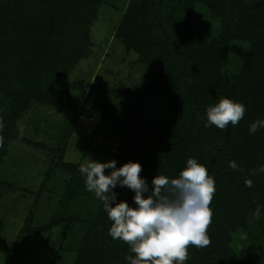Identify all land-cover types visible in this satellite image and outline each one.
Wrapping results in <instances>:
<instances>
[{
  "label": "trees",
  "instance_id": "1",
  "mask_svg": "<svg viewBox=\"0 0 264 264\" xmlns=\"http://www.w3.org/2000/svg\"><path fill=\"white\" fill-rule=\"evenodd\" d=\"M11 1L0 0L6 12L5 34L0 38V120L4 124L0 162L7 153L4 146L8 140H25L16 132L13 121L30 101L68 104L67 74L87 54L90 18L95 15L94 10L86 14L68 11L60 0H34L33 12L26 13L13 8ZM150 3L130 0L117 36L148 70L149 85L171 94L173 126L140 123L129 109L111 105L104 94L100 95V83L89 86L78 114L121 127L119 141L111 140L104 150L113 153L117 167L129 160L139 162L140 176L149 184L156 174L178 175L188 157L205 165L216 188L210 204L212 222L207 229L211 243L203 248L189 245L185 264H264L259 260L264 256V246L255 261L228 249L229 233L244 221L245 215L257 212V208L264 212V128L254 134L249 131L254 121L264 119V33L254 25L264 22V0L246 5L236 18L239 36L249 38L250 50L243 68L235 75L220 71L224 63L222 41L208 50V46L196 48L183 38L169 35L165 40L157 27L166 22L162 23L160 14L149 13ZM224 32L222 40L228 34ZM223 96L242 102L244 117L235 126L229 122L224 129L204 127L205 107ZM57 155L61 158L59 151ZM56 165L80 173V166L61 159ZM114 191L118 200L133 204L132 190L118 186ZM110 225L100 202L87 222L74 264H127L129 245L109 235ZM0 249L8 252L1 241Z\"/></svg>",
  "mask_w": 264,
  "mask_h": 264
},
{
  "label": "rangeland",
  "instance_id": "2",
  "mask_svg": "<svg viewBox=\"0 0 264 264\" xmlns=\"http://www.w3.org/2000/svg\"><path fill=\"white\" fill-rule=\"evenodd\" d=\"M60 1L68 11L86 14L94 10L87 54L67 74L68 104L30 101L13 121L25 140H8L4 146L7 153L0 162V241L8 250L0 249V264H74L87 222L100 201L86 189L81 173L56 164L58 159L78 166L88 157L100 162L115 159L104 149L111 140L119 141L123 131L109 121L78 114L91 84H103L99 94H104L111 105L129 109L140 123L173 126L171 94L149 85L148 70L117 36L130 0ZM166 1L151 0L149 4V13L160 14L162 23L166 22L157 27L165 40L169 35L183 38L196 48L208 46V50L222 41L224 63L220 71L226 75L240 73L250 41L239 36L235 21L246 5L257 0ZM11 3L13 8L33 12L34 0ZM4 9L0 5V38L5 34ZM254 25L264 33V22ZM224 31L228 34L222 40ZM229 80L234 81L233 77ZM263 246L264 212L259 216L257 212L247 213L230 231L228 249L255 261ZM259 260L264 263V256Z\"/></svg>",
  "mask_w": 264,
  "mask_h": 264
},
{
  "label": "clouds",
  "instance_id": "3",
  "mask_svg": "<svg viewBox=\"0 0 264 264\" xmlns=\"http://www.w3.org/2000/svg\"><path fill=\"white\" fill-rule=\"evenodd\" d=\"M245 110L242 102L220 97L205 107L204 127L215 125L224 129L229 122L235 126ZM3 127L0 120V129ZM259 128H264V119L254 121L249 131L254 134ZM116 165L115 159L100 162L88 157L79 172L86 189L102 203L111 221L109 235L129 245L127 264H185L189 245L203 248L211 243L207 229L212 222L210 204L216 188L205 165L188 157L178 175L156 174L150 184L140 176L139 162L129 160ZM230 166L235 168V162H230ZM105 169L110 171L106 174ZM118 186L133 191V204L117 199L114 189ZM248 186L251 187V181Z\"/></svg>",
  "mask_w": 264,
  "mask_h": 264
}]
</instances>
